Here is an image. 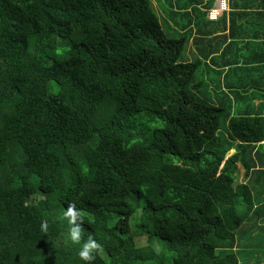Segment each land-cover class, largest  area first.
<instances>
[{
	"label": "trees",
	"instance_id": "obj_1",
	"mask_svg": "<svg viewBox=\"0 0 264 264\" xmlns=\"http://www.w3.org/2000/svg\"><path fill=\"white\" fill-rule=\"evenodd\" d=\"M160 1L168 20L151 0H0V264H240L264 113L237 102L264 40L242 56L226 17L264 0L215 21V0Z\"/></svg>",
	"mask_w": 264,
	"mask_h": 264
},
{
	"label": "crops",
	"instance_id": "obj_2",
	"mask_svg": "<svg viewBox=\"0 0 264 264\" xmlns=\"http://www.w3.org/2000/svg\"><path fill=\"white\" fill-rule=\"evenodd\" d=\"M217 1L218 0H215L212 7L217 4ZM228 1L229 0H226L227 4ZM256 10V6L252 5L249 6V9L246 11H236L237 15L231 18L228 16L226 17L227 24L229 20H233V38L238 40V49L242 56H252L254 52H259L260 49L258 47H253L264 40V12L259 14ZM242 28H246L247 32L243 33ZM253 71L254 69L252 73L245 72L243 77H241L246 90L240 93L239 96H243L244 99H240L239 97L237 107L240 112L259 111L262 107L261 111L264 113V79H262L263 81L260 83L258 77H261V73L259 71L254 73ZM262 77H264V72ZM230 79L234 82L233 77L229 78L228 81H230ZM239 79L240 77L237 76L236 80ZM261 146L264 152V142ZM256 170L262 169L257 167ZM237 181L242 185H246L250 192L251 211H255L250 224L252 228H249L252 232L250 239L253 238L257 242V248L259 249L264 246V174L253 171V173L243 177V170L238 165ZM260 255V260L255 259V261L249 262L248 264H264V253L261 252Z\"/></svg>",
	"mask_w": 264,
	"mask_h": 264
},
{
	"label": "rangeland",
	"instance_id": "obj_3",
	"mask_svg": "<svg viewBox=\"0 0 264 264\" xmlns=\"http://www.w3.org/2000/svg\"><path fill=\"white\" fill-rule=\"evenodd\" d=\"M155 11L157 12L158 16H159V20H168L166 17V14L164 13L162 7H164V4L162 1L157 2V0H151ZM218 2V1H217ZM56 43L60 44V48H62V46L64 45V43H67V41H61L57 38H55L54 40ZM190 49H192L191 46H189ZM183 57L185 56V52L182 55ZM220 139L223 141L225 139V135L223 133L219 134ZM230 155L232 153H229ZM237 180V178H236ZM237 182V181H236ZM246 222H244L245 224ZM130 224H132V219L130 220ZM248 225V224H247ZM242 226L241 228V232H242V236L241 237H237V241H236V249L234 251V253L236 254V257L239 261L240 264H248L249 262H253L255 261V259L260 260V253H264V246L260 247L259 249L257 248V242L251 238V231L249 229V226L246 227ZM250 239V240H249ZM248 241V242H247ZM153 245L156 249H159L160 245L157 242H153ZM263 249V250H261Z\"/></svg>",
	"mask_w": 264,
	"mask_h": 264
},
{
	"label": "clouds",
	"instance_id": "obj_4",
	"mask_svg": "<svg viewBox=\"0 0 264 264\" xmlns=\"http://www.w3.org/2000/svg\"><path fill=\"white\" fill-rule=\"evenodd\" d=\"M80 212L76 209L75 205L69 203L67 209L64 211V216L68 218L71 228L69 229L68 236L72 242H79L81 239V220ZM48 228L47 222L40 225V231L46 232ZM100 244L89 236L88 240L84 242L81 249L78 251V256L85 262H92L95 260L94 251L99 249Z\"/></svg>",
	"mask_w": 264,
	"mask_h": 264
},
{
	"label": "built area",
	"instance_id": "obj_5",
	"mask_svg": "<svg viewBox=\"0 0 264 264\" xmlns=\"http://www.w3.org/2000/svg\"><path fill=\"white\" fill-rule=\"evenodd\" d=\"M228 10L226 0H218L217 4L208 11L207 18L211 21L218 19L220 14Z\"/></svg>",
	"mask_w": 264,
	"mask_h": 264
},
{
	"label": "water",
	"instance_id": "obj_6",
	"mask_svg": "<svg viewBox=\"0 0 264 264\" xmlns=\"http://www.w3.org/2000/svg\"><path fill=\"white\" fill-rule=\"evenodd\" d=\"M234 152H235L234 149H232L231 151H229V153H232V154H233ZM229 153H228V155H230Z\"/></svg>",
	"mask_w": 264,
	"mask_h": 264
}]
</instances>
